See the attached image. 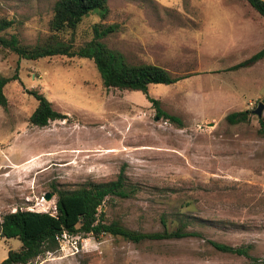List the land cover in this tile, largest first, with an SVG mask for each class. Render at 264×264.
<instances>
[{
	"label": "rangeland",
	"instance_id": "rangeland-1",
	"mask_svg": "<svg viewBox=\"0 0 264 264\" xmlns=\"http://www.w3.org/2000/svg\"><path fill=\"white\" fill-rule=\"evenodd\" d=\"M54 1L0 0V17L12 22L6 36L22 44L41 40ZM106 4L103 20L92 12L60 38L76 50L92 38L93 25L113 27L102 40L109 49L181 78L148 85L146 95L183 127L158 119L141 92L104 90L89 59L20 60L0 49V77H16L3 87L7 106L0 107V217L43 206L53 214L55 195L43 199L52 186L108 180L123 167L140 190L130 199L109 198L102 208L107 221L156 233L161 216L171 231L179 212L199 219L187 228L198 237L132 244L67 236L31 264H264V107L259 118L252 114L264 96V59L232 68L264 47V20L237 0ZM29 90L66 119L30 125L37 102ZM243 110L250 111L246 121H226ZM210 241L244 249L252 259L222 253ZM19 246L1 239L0 259Z\"/></svg>",
	"mask_w": 264,
	"mask_h": 264
},
{
	"label": "trees",
	"instance_id": "trees-1",
	"mask_svg": "<svg viewBox=\"0 0 264 264\" xmlns=\"http://www.w3.org/2000/svg\"><path fill=\"white\" fill-rule=\"evenodd\" d=\"M247 4L264 20L263 0H237ZM103 20L108 14L106 0H55L51 7V15L47 23L48 34L34 44H22L15 35L6 36L5 31L12 22L0 17V49L14 54L20 60L34 61L40 58L64 56L67 58H83L92 61L104 90L135 91L145 95L152 106L155 116L177 128H182V121L167 114L159 108V101L146 95L147 86L151 84L170 85L181 78L171 77L168 72L155 65L139 63L131 64L124 56L109 49L102 41L113 32V27L95 24L91 27L92 38L81 47L73 50L70 42L63 41L61 34L75 30L81 20L95 12ZM264 59V47L247 59L233 66V69L247 68ZM16 77H0V107L7 106L3 87ZM27 94L37 102L36 107L28 116V123L34 127H45L49 122L64 120L66 116L52 109L50 103L34 90ZM264 105V96L261 98ZM250 111L243 110L229 113L225 119L230 124L244 122ZM261 123V119H258ZM55 195L54 213L34 212L15 209L0 217V240L15 239L20 246L16 250L8 249L0 264H28L38 256L54 253L59 244L55 240L62 233L68 236H90L98 239L101 235L117 237L126 242H139L181 239L198 237L188 226L200 222L193 216L174 213L172 223L174 229L167 230L166 221L159 218L161 232L142 233L125 228L117 221H107L102 211L109 198L126 200L134 197L140 190L120 167L115 176L108 180L86 179L64 189L52 186ZM209 244L222 253L240 254L239 249H232L210 241Z\"/></svg>",
	"mask_w": 264,
	"mask_h": 264
},
{
	"label": "water",
	"instance_id": "water-1",
	"mask_svg": "<svg viewBox=\"0 0 264 264\" xmlns=\"http://www.w3.org/2000/svg\"><path fill=\"white\" fill-rule=\"evenodd\" d=\"M263 107H264V105L262 103H257L255 109L252 110V114H254L257 118H259L261 116V111H262ZM52 196H53V193H46L43 196V199L45 201H48L51 199ZM28 264H31V263H28Z\"/></svg>",
	"mask_w": 264,
	"mask_h": 264
},
{
	"label": "crops",
	"instance_id": "crops-1",
	"mask_svg": "<svg viewBox=\"0 0 264 264\" xmlns=\"http://www.w3.org/2000/svg\"><path fill=\"white\" fill-rule=\"evenodd\" d=\"M226 246V245H225ZM229 247V246H228ZM230 248H232V249H239V248H233V247H230ZM245 248H247V249H251L252 248V245H246V247ZM239 251H240V254H234V255H237L238 257H241V258H247V259H252V257H251V255L247 252V251H245L244 249H239ZM229 254H233V253H229ZM3 258H5V257H2L1 259H3ZM0 259V260H1Z\"/></svg>",
	"mask_w": 264,
	"mask_h": 264
},
{
	"label": "built area",
	"instance_id": "built-area-1",
	"mask_svg": "<svg viewBox=\"0 0 264 264\" xmlns=\"http://www.w3.org/2000/svg\"><path fill=\"white\" fill-rule=\"evenodd\" d=\"M68 235L62 233L60 235H57L55 237V240L58 242V244L60 245L62 243V241L67 237ZM73 244H75V242H73ZM73 249L76 250V246H73Z\"/></svg>",
	"mask_w": 264,
	"mask_h": 264
},
{
	"label": "bare ground",
	"instance_id": "bare-ground-1",
	"mask_svg": "<svg viewBox=\"0 0 264 264\" xmlns=\"http://www.w3.org/2000/svg\"><path fill=\"white\" fill-rule=\"evenodd\" d=\"M43 203H44L43 201H40V202L38 203V205H39V206H42V204H43ZM45 209H46V207H45V206H43V209H42V211H44ZM42 211H41V212H42Z\"/></svg>",
	"mask_w": 264,
	"mask_h": 264
}]
</instances>
